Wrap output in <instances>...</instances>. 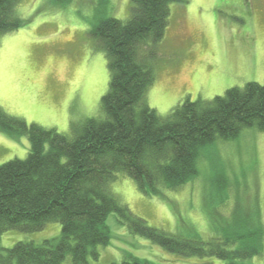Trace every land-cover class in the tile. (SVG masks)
I'll return each instance as SVG.
<instances>
[{
    "label": "rangeland",
    "instance_id": "374dc122",
    "mask_svg": "<svg viewBox=\"0 0 264 264\" xmlns=\"http://www.w3.org/2000/svg\"><path fill=\"white\" fill-rule=\"evenodd\" d=\"M132 7V0H22L16 13L25 25L0 37L1 109L69 139L75 136L73 126L105 120L102 99L110 87L109 61L91 33L108 18L127 22ZM142 54L156 78L145 102L166 120L186 99L210 102L250 82L264 85V0L173 4L164 39ZM30 151L27 136L0 130V165L26 160ZM197 168L193 180L159 196L145 194L121 173L109 192L148 226L180 239L222 238L236 214L264 223V132L246 128L236 139H216L200 150ZM106 224L111 241L96 248L97 259L89 256L91 264H122L131 257L153 264H226L170 253L132 233L115 213ZM61 235L59 222L34 233L9 230L0 249ZM246 263L264 264V252Z\"/></svg>",
    "mask_w": 264,
    "mask_h": 264
},
{
    "label": "trees",
    "instance_id": "16d2710c",
    "mask_svg": "<svg viewBox=\"0 0 264 264\" xmlns=\"http://www.w3.org/2000/svg\"><path fill=\"white\" fill-rule=\"evenodd\" d=\"M21 1L0 0V37L25 25L16 13ZM185 1L132 0L127 22L108 18L93 29L111 74L102 99L106 119L73 126V139L0 107V130L25 135L31 143L26 160L0 165V242L9 230L34 233L49 222L62 225L59 239L1 248L0 264H66L69 258L68 264H91L89 256L97 259L96 248L111 241L106 223L113 213L132 233L181 256L249 264L264 252V223L258 217L236 214L222 238L185 240L148 226L109 192L120 173L148 195L176 190L198 176L202 148L218 138L236 139L246 128L264 132V85L256 82L210 102L186 99L168 120L145 102L156 78L142 51L164 39L171 6ZM122 264L153 263L131 257Z\"/></svg>",
    "mask_w": 264,
    "mask_h": 264
}]
</instances>
